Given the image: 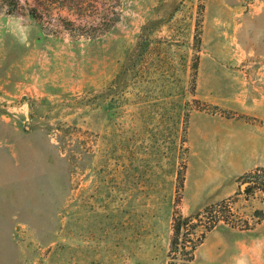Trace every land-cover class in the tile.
<instances>
[{
  "label": "rangeland",
  "instance_id": "1",
  "mask_svg": "<svg viewBox=\"0 0 264 264\" xmlns=\"http://www.w3.org/2000/svg\"><path fill=\"white\" fill-rule=\"evenodd\" d=\"M16 1L0 0V264H171L175 218L222 202L229 224L190 264H264V189L241 188L264 167L220 155L264 101V0Z\"/></svg>",
  "mask_w": 264,
  "mask_h": 264
},
{
  "label": "crops",
  "instance_id": "2",
  "mask_svg": "<svg viewBox=\"0 0 264 264\" xmlns=\"http://www.w3.org/2000/svg\"><path fill=\"white\" fill-rule=\"evenodd\" d=\"M250 111V116L256 117L258 121L233 126L227 142L220 147V155L242 169L235 175L264 167V101L252 105ZM241 133L245 135L244 140L238 137Z\"/></svg>",
  "mask_w": 264,
  "mask_h": 264
},
{
  "label": "trees",
  "instance_id": "3",
  "mask_svg": "<svg viewBox=\"0 0 264 264\" xmlns=\"http://www.w3.org/2000/svg\"><path fill=\"white\" fill-rule=\"evenodd\" d=\"M10 6V12H14L18 6V1L8 0ZM256 188L264 189V183H254ZM253 186V185H252ZM254 187L246 189V193L250 192ZM218 208V209H217ZM223 208L224 213L231 215V210H228L226 202H222L218 205L207 207L204 212L199 213L196 217H184L179 215L174 220V238L172 241L171 253L173 255V262L171 264H177V260H181L182 264H190L194 260V252L196 248L202 244V240L205 237V233L215 229L220 223L229 224L226 217L218 215ZM198 221V223H195ZM199 227H203L205 230L202 234L193 239L196 234V230ZM183 238V239H182ZM187 243H192L191 247H188Z\"/></svg>",
  "mask_w": 264,
  "mask_h": 264
},
{
  "label": "water",
  "instance_id": "4",
  "mask_svg": "<svg viewBox=\"0 0 264 264\" xmlns=\"http://www.w3.org/2000/svg\"><path fill=\"white\" fill-rule=\"evenodd\" d=\"M252 185H254V183H245V184H243L242 186H241V188H242V190L244 191L247 187H250V186H252Z\"/></svg>",
  "mask_w": 264,
  "mask_h": 264
}]
</instances>
